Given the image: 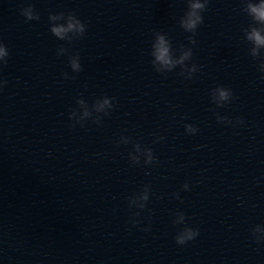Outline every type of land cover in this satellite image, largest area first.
Returning a JSON list of instances; mask_svg holds the SVG:
<instances>
[{"label":"water","instance_id":"obj_1","mask_svg":"<svg viewBox=\"0 0 264 264\" xmlns=\"http://www.w3.org/2000/svg\"><path fill=\"white\" fill-rule=\"evenodd\" d=\"M202 2L0 0V264H264V24Z\"/></svg>","mask_w":264,"mask_h":264},{"label":"clouds","instance_id":"obj_2","mask_svg":"<svg viewBox=\"0 0 264 264\" xmlns=\"http://www.w3.org/2000/svg\"><path fill=\"white\" fill-rule=\"evenodd\" d=\"M204 3L202 0H191L189 11L185 14L184 18L181 20V24L186 31H193L196 29L197 25L202 22V17L200 15V10L204 8ZM247 11L249 15L253 17L255 21L258 23L264 24V0H258V2H253V0H249L247 4ZM29 19L33 18V13L31 7L25 10L24 13ZM50 20L56 21L59 19H65V23L63 24H53L51 31L54 35L60 38H65V36L72 32L73 34L83 33L85 30L84 24L81 22L79 18H77L73 14H68L67 17H63L61 15H51ZM247 38L251 40L254 44V48L252 49L253 55L257 54V50L260 47H264V31L257 27H252L251 30L247 33ZM194 42V41H193ZM155 52L154 55L156 57V61L160 62V64L164 67L171 68L175 64L183 63L185 59H187L191 55V50H187L182 53V55L178 59H173L170 55L169 45L163 36L158 37L156 44L154 45ZM7 55L6 49L3 45H0V57ZM73 68H79V64L74 59L72 61ZM219 96L221 99H226L228 93L219 89ZM108 101L104 100L100 107L102 108ZM87 114V113H85ZM192 130V129H190ZM149 160L151 159V153L149 152ZM145 199L147 196L145 195ZM196 235L195 232L191 230H187L184 234L178 237L179 243H184L185 240L192 239Z\"/></svg>","mask_w":264,"mask_h":264}]
</instances>
